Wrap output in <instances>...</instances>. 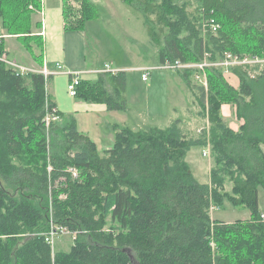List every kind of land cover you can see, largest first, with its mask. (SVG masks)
I'll use <instances>...</instances> for the list:
<instances>
[{
	"label": "trees",
	"instance_id": "trees-1",
	"mask_svg": "<svg viewBox=\"0 0 264 264\" xmlns=\"http://www.w3.org/2000/svg\"><path fill=\"white\" fill-rule=\"evenodd\" d=\"M80 1L78 12L64 0L67 29H83L97 16L90 0ZM196 1L193 21L175 0L162 5L123 0L141 8L160 64L198 62L206 53L214 62L227 53L264 58V0ZM39 3L0 0V25L43 66L42 40L33 29L40 23L33 22L29 9ZM3 36L0 264H264V72L252 78L254 67H232L240 81L234 89L221 69L208 70V93L196 88L211 124L201 137H188L180 120L168 128L121 127L114 146L100 152L76 119L62 118L47 91L52 76L24 75L8 64ZM193 75L186 70L182 77L191 83ZM107 76L96 83L82 80L77 98L123 112L126 100L110 95L106 86L110 82L115 91L125 92L126 72ZM226 100L238 103L243 121L238 131L222 120L220 106ZM51 113L62 121L48 124ZM193 148L211 152L206 183L197 180L187 161ZM227 203L250 211V218L214 220L213 208ZM52 227L77 233L70 251L54 252L46 241Z\"/></svg>",
	"mask_w": 264,
	"mask_h": 264
},
{
	"label": "rangeland",
	"instance_id": "rangeland-1",
	"mask_svg": "<svg viewBox=\"0 0 264 264\" xmlns=\"http://www.w3.org/2000/svg\"><path fill=\"white\" fill-rule=\"evenodd\" d=\"M52 2V0H51ZM80 0H69L70 7L75 10L81 8ZM91 3H93L90 0ZM159 5H162L163 0H156ZM48 4V3H47ZM53 4V2H52ZM134 5V6H133ZM132 6L123 2V0H97L94 4L97 7V16L87 22L86 32L87 52L89 57L94 60L97 59L99 66H103L106 62H112L117 65H126L128 68L141 65L148 62L150 67L157 66L158 47L152 44L148 29L146 27L143 16H141V8L133 3ZM174 5L184 9L187 18L195 20V10L198 8L196 0H175ZM138 8V9H137ZM174 20H178L177 15L172 16ZM185 32L186 28L184 27ZM0 31L1 29L0 25ZM1 34V32H0ZM17 37H13L8 41L6 48L11 62H16L24 67L37 69L38 66H29L32 64V56L22 48L23 43L18 42L21 49L16 51L13 48V42H16ZM136 55H139L137 58ZM35 61V60H34ZM116 62V63H115ZM198 62L187 61L185 64L195 66ZM40 65V63H38ZM160 64V63H159ZM220 69V68H219ZM222 70V69H221ZM185 70H165L155 72V77L160 79L156 88L144 92L140 85L141 73L138 71H128V95L131 99L130 104V123L131 127L142 129H149L151 127L168 128L171 125L169 120L181 119V127L188 137H201L204 131L208 132L211 124L208 116L204 113L198 99L199 90L197 86H203L207 91L209 90L208 70L207 74L203 76L204 84L199 82L193 75L194 81H186L182 75ZM234 73L232 70L230 74L223 75L225 80L234 88ZM156 79V80H157ZM162 81V82H161ZM61 80L56 78L52 87L54 95L63 93ZM190 83V84H189ZM207 83V86L205 85ZM234 85V86H233ZM148 96H153L157 101L164 103V110L162 117L148 118L147 116L140 117V111L143 112L144 106L147 102ZM160 105L162 106L161 102ZM238 103L233 101H223L220 106L222 120L232 129L240 128L242 120L237 113ZM202 113L207 118L202 116ZM207 113V112H206ZM147 118V119H146ZM176 118V119H174ZM206 152L203 148H193L187 156V161L191 170L197 180L201 183H206L209 180L210 169L212 166L211 152L209 156H204ZM41 158H39V161ZM227 191H232L231 185L227 186ZM260 206L264 211V189L260 192ZM212 218L218 221H225L227 223L236 222L250 218V211L233 207L230 203L224 205L222 209H214ZM74 244V238L71 236L60 237L55 244V251H70Z\"/></svg>",
	"mask_w": 264,
	"mask_h": 264
},
{
	"label": "crops",
	"instance_id": "crops-1",
	"mask_svg": "<svg viewBox=\"0 0 264 264\" xmlns=\"http://www.w3.org/2000/svg\"><path fill=\"white\" fill-rule=\"evenodd\" d=\"M91 1L93 2V4L97 3V0ZM52 2L51 0H40L39 7H35L34 5L29 6V9L33 13V22L40 23L38 28L34 26L33 29L35 31L36 36L40 37L43 44V66H40L34 60H32V64H29V66L36 65L40 69H42L44 66H48V68L53 71L56 69L57 64H61L64 66L65 72H82V80L91 81L92 83H96L98 79L101 78L103 80L109 79V76L107 75L111 74H104L99 72L105 67L106 64H110L113 68L120 69L126 72L127 88L125 92L120 93L115 91L111 87L110 82L106 86L107 91L110 95L115 98L122 97V99L126 100L127 109L123 112L110 111L107 105L103 103H91L85 101L82 98H75L70 96L68 92L70 76L67 74L60 73L57 75H53L49 81L48 94L51 97L52 101L56 104L57 110L62 115V118L69 117L76 119L79 131L84 134H87L94 141L97 146V149L100 152H103L114 146L117 134L120 132L119 129L121 127H129L134 131L141 130L138 125L136 127H131L130 123V117L132 116L129 110L131 99L128 95V71H137L136 69L150 67V65H148L147 62L141 65L138 64L128 68L126 65H117L116 62V64H113L112 62H106L103 66H99L97 59L95 58L94 60V57L93 59H91L87 52V24H85V27L83 29H67L64 13V0H52ZM31 6H33L34 9H31ZM3 33L6 45L8 41L11 40L13 37H17L16 35L6 34L4 30ZM18 42L21 43L22 41L16 39V42H13L12 44L13 48L16 49V51L21 50L18 46ZM35 43L36 42L33 40L32 44L34 46ZM22 46V48H24V45ZM136 56L137 58H139V55ZM155 72L158 71L152 72L148 82H144L142 80V73L140 72L141 81L139 83L143 88L144 92L146 91V89L150 91L157 87L160 79H157L155 77ZM56 78L61 80V89L64 91L61 94L57 93L56 95H54L51 86H53ZM234 78L235 86H233L237 88L240 86V81L235 75ZM53 88L55 87L53 86ZM160 102L162 106L160 105ZM161 109L164 110V103L162 101L155 100L153 96L152 98L151 96H148L143 112L141 113L140 111L139 114L140 117H142L143 114V117L147 116L148 118L152 117L157 119L158 117H162V113L159 112ZM128 114L130 117L128 116ZM169 121L172 122L174 120ZM242 124L243 121L240 122V127ZM239 129L240 128L235 129V131H238Z\"/></svg>",
	"mask_w": 264,
	"mask_h": 264
},
{
	"label": "built area",
	"instance_id": "built-area-1",
	"mask_svg": "<svg viewBox=\"0 0 264 264\" xmlns=\"http://www.w3.org/2000/svg\"><path fill=\"white\" fill-rule=\"evenodd\" d=\"M31 9H34V7L31 6ZM211 27H212V32L217 33L218 26L215 24H212ZM7 62L10 66H12L17 71L21 72L24 75L29 74V73H40V74H43L46 79H48L49 77L60 74V73L67 74L70 76V82L68 84V92L70 96L76 98L78 95V88L80 87L82 83V78H81V75L83 74L82 72H71V71L65 72L64 66L61 64H57L56 69L52 71L48 68V66H44L42 69H32V68H27L22 65H19L16 62H11V61H7ZM247 66L255 68V72L251 73V77L255 78L257 75L259 76L264 72V58L247 57V56L241 57L238 55H234L232 53H227L221 61L214 62L209 59V55L206 53L204 58L200 60L199 63L196 64L195 66L182 63L181 61H174V62L166 61L164 64H158L157 66H154V67L139 68L136 70L142 73V80L144 82L149 81L150 76L152 72L154 71H165V70L178 71L182 69H184L185 71L192 70L194 71L195 78H197L199 82L204 84L203 76L207 74V70L209 69L220 68L223 71V75H227V74H230L232 67H247ZM121 71L123 70L113 68L110 64H106L105 67L99 72L104 73V74L116 75ZM205 85L207 86V83ZM47 91H48V88H47ZM51 121H54L56 123L61 122L60 115L57 113H51L47 117V123L49 124ZM204 156H209V149L206 150V152L204 153ZM76 235L77 233L72 234L67 228L52 227L50 232L47 233L46 235V241L51 245V247L54 250L56 241L60 237L72 236V238L75 239Z\"/></svg>",
	"mask_w": 264,
	"mask_h": 264
}]
</instances>
